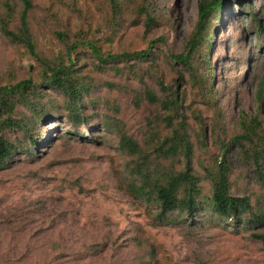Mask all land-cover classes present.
<instances>
[{
  "label": "rangeland",
  "instance_id": "374dc122",
  "mask_svg": "<svg viewBox=\"0 0 264 264\" xmlns=\"http://www.w3.org/2000/svg\"><path fill=\"white\" fill-rule=\"evenodd\" d=\"M256 1L252 9L263 18L264 0ZM4 2L16 5L12 26L18 28L22 3L0 0V18ZM197 3L132 0L118 27L110 0H34L31 30L38 51L50 60L65 57L67 45L81 37L98 43L106 54L142 50L150 41H163H157L153 49L155 64H119L121 73L96 69L89 50L80 48L85 64L82 75L92 85L86 101L93 104L86 110L95 118L79 126L64 116L49 121L43 129L45 144L35 159L18 155L10 169L0 172V264H264V246L252 236V232L264 234V222L254 231L233 224L225 230L217 220H210L212 213L207 210L198 213L194 222L176 212L170 218L176 220L162 223L155 204L135 198L128 190L132 183L141 184L135 167L143 159L121 147L122 136L139 144L153 170L184 168L181 156L172 161L157 157L156 147L172 128L163 121L168 110L151 104L145 93L152 90L162 99L158 81L173 85L177 79L168 56L183 52L196 25ZM143 6L155 20L149 32L145 16L139 13ZM257 40L258 32L247 18L234 21L218 36L212 59L219 94L212 108L194 96L188 73L180 82L179 92L186 93L188 100L181 118L187 119L195 143L193 168L201 178L203 196L211 195L208 171L217 155L214 128L227 141L239 134L242 112L257 113L264 128V103L258 98L261 95L264 101V45L259 52ZM29 78L40 83L38 63L0 30V85L12 86ZM40 90L45 102L64 104L61 93L47 86ZM197 116L205 128L206 148L197 142ZM106 122L110 129L103 127ZM77 129L85 131L87 138L75 136ZM5 134L13 140L21 133ZM239 151L234 148L230 160L233 193L249 196L255 212L264 211V186Z\"/></svg>",
  "mask_w": 264,
  "mask_h": 264
},
{
  "label": "trees",
  "instance_id": "16d2710c",
  "mask_svg": "<svg viewBox=\"0 0 264 264\" xmlns=\"http://www.w3.org/2000/svg\"><path fill=\"white\" fill-rule=\"evenodd\" d=\"M19 1L23 8L18 28L12 26L17 14L16 5L4 2L5 13L0 18V30L12 44L24 47L36 60L41 72V81L39 83L29 78L12 86L0 85V172L10 169L18 155L22 154L30 160L35 159L36 153L39 152L42 144H45L43 129L49 121L64 116L73 122V125L79 126L89 125L90 121L95 118L86 110L93 104L90 99L86 101L88 99L86 95L90 92L92 85L85 82L82 75L85 64L82 63L84 58H80V48L86 47L89 50V55L95 61L96 69L121 73L119 64L132 62L135 65L147 62L155 64L153 49L157 41H163V38L150 41L146 49L142 50L106 54L98 43L87 41L81 37L76 42L67 45L65 57L50 60L38 51L31 30L29 15L34 0ZM254 1L256 0H198L196 25L183 52L168 56L169 64L177 72V79L173 85L158 81L164 95L162 99L152 90H147L145 93L146 99L151 104H159L169 112L163 121L165 126L172 130L169 136L165 137L156 147L157 157L172 161V159L181 156L184 161L183 170L161 173L153 170L151 161L149 163L148 157L143 155L139 144L129 137H121V147L137 159L140 157L143 159L142 162L136 163L135 167L141 184L132 183L129 185V193L135 198L155 204L162 223L176 220L177 217L170 219L176 212L184 214L183 216L186 217H183L184 220L194 222L192 219L198 213L207 210L212 213L210 220L212 222L217 220L219 223L216 224L225 230H229L234 225L235 228L254 231L264 222V211L255 212L249 196L240 197L233 193L230 163L234 148L238 151L240 149L239 153H242L248 163L251 162L255 168L254 172L264 186V128H262L259 115L256 113L252 116L242 112L239 134L227 141L220 139L214 128L212 138L217 155H215L216 161L213 167L208 171L212 182L211 195L203 196L201 178L193 168L195 143L189 131L187 119L181 118L183 104L188 101L187 95L179 92L180 82H184V72H186L194 83V96L202 98L204 104L210 108L218 104L219 90L215 85L216 74L212 59L214 48L218 46V36L223 34L229 26H232L234 21L243 18L251 19L254 30L258 32L259 52L263 48L264 17L260 18V14L253 11L252 3ZM131 2L132 0H110L116 21L115 25L118 27L125 21L124 10L129 7ZM235 7L239 12L234 9ZM262 8H264V4ZM140 12L146 18V31H151L155 20L150 15L149 8L143 6L140 8ZM133 24L137 25L138 21H133ZM60 37L63 36L60 35ZM199 63L202 64V68ZM41 86H47L49 89L61 93L65 99L64 104L60 107L52 105L48 101L45 102V94L40 90ZM258 98L263 104V96L260 95ZM59 108L63 111L58 112ZM174 119L178 121L173 126ZM199 124L200 133L197 142L206 148L204 145L206 141L205 128L201 118ZM105 125L103 127H107V129L112 127L108 122ZM17 131L21 133L20 137L13 140L7 138L5 134ZM75 131V136L87 138L85 131L78 132V129ZM94 138L97 139L98 136L93 137V140ZM156 174L159 176L156 177ZM252 236L264 246L263 233L252 232Z\"/></svg>",
  "mask_w": 264,
  "mask_h": 264
}]
</instances>
